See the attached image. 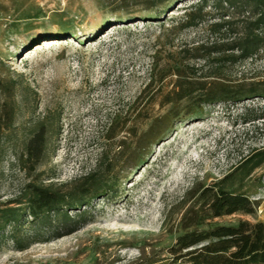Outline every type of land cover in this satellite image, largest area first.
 I'll return each mask as SVG.
<instances>
[{"label": "rangeland", "instance_id": "374dc122", "mask_svg": "<svg viewBox=\"0 0 264 264\" xmlns=\"http://www.w3.org/2000/svg\"><path fill=\"white\" fill-rule=\"evenodd\" d=\"M197 2L167 0L155 17L132 0H0V210L23 209L29 184L78 196L84 177L100 179L90 204L68 211L84 212L78 230L56 239L52 215V231H41L47 242L18 251L5 237L0 264H172L186 252H175L179 237L193 229L186 215L217 187L244 195L252 212L207 219L198 230L264 223V162L228 178L264 150V48L227 60L239 54L229 47L248 13L211 0L200 25L179 28ZM176 69L255 93L200 108L165 104ZM151 125L156 137L138 143ZM40 127L43 151L27 162ZM30 231L25 214L18 238Z\"/></svg>", "mask_w": 264, "mask_h": 264}, {"label": "trees", "instance_id": "16d2710c", "mask_svg": "<svg viewBox=\"0 0 264 264\" xmlns=\"http://www.w3.org/2000/svg\"><path fill=\"white\" fill-rule=\"evenodd\" d=\"M126 1V0H123ZM134 3H142L155 17L163 15L166 7L157 8L167 0H132ZM210 0H198L197 3L189 6L190 11L177 22L181 29L197 27L204 20L202 14L205 6ZM216 7L226 9H243L248 13L249 21H245L242 36L236 42L231 43L230 50L239 52L237 56L231 55L227 60H247L254 58L261 48H264V0H211ZM155 8V9H154ZM230 22L212 24V32H221L222 28L230 25ZM215 48V47H214ZM204 49L203 46L196 50ZM216 50V49H215ZM219 50V49H218ZM215 52V51H214ZM216 52H219L216 50ZM207 60L208 57H200ZM176 80L171 89L165 95V104L178 103L182 100L202 105L221 101H236L246 95H252L255 90L251 89L247 94L229 87L218 81L215 74L207 76L209 80L190 78L186 79L180 69H176ZM151 83L147 85L149 88ZM194 113V112H193ZM155 125L138 138V143L149 141L156 137L152 131ZM158 135V134H157ZM44 148L43 129H40L28 141L25 154L26 161L37 158ZM264 162V150L258 151L254 156L248 158L239 165V168L228 178L233 176H244L250 170L258 168ZM108 172V171H106ZM100 179L93 178V175L84 177L82 183L76 187L80 193H62L51 187L29 184L21 196L20 208H7L0 210V242L9 238L14 248L18 251L27 249L33 243L47 242L44 239L42 230L48 233L52 231L50 217L53 215L59 232L55 238L71 234L84 224V212H78L72 217L68 211L77 210L88 206L94 199ZM207 192V191H206ZM251 203L244 195H236L234 192L226 191L223 187H217L212 195L204 200L196 210H190L185 219L192 222L191 231L185 232L178 239L176 253L183 250L186 252L179 255L178 260L172 264H264V223H248L239 221L235 226L216 225L208 230H198L199 225L204 224L207 219H214L224 215H232L236 212L251 213ZM30 218L31 231L24 238H18V225L24 215ZM8 227L6 233L4 227ZM53 230H55L53 228ZM60 230H64L63 232ZM54 232V231H53ZM203 245L198 246L200 243ZM1 246V245H0Z\"/></svg>", "mask_w": 264, "mask_h": 264}]
</instances>
